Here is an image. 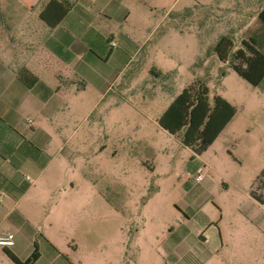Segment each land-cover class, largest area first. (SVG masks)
<instances>
[{"label":"rangeland","instance_id":"obj_1","mask_svg":"<svg viewBox=\"0 0 264 264\" xmlns=\"http://www.w3.org/2000/svg\"><path fill=\"white\" fill-rule=\"evenodd\" d=\"M120 1L128 17L101 15L95 28L114 36L132 60L120 72L94 46L104 61L95 59L90 79L85 64L70 69L42 55V23L23 2L0 0V74L27 68L48 87H61L51 99L17 81H0V105L6 103L0 118L14 124L26 139L22 150L33 156L31 188L17 204L10 200L15 214L39 235L56 236L68 264H202L196 255L204 215L236 236L216 264H264V237L255 251L237 240L247 235L240 221L246 195L264 184V94L216 53L223 37L242 46L244 23L264 0ZM28 25L33 56L21 58L20 47L10 60V44L25 41ZM194 82L209 89L211 102L227 95L240 122L234 135L225 133L200 156L183 144L182 132L171 135L158 123ZM199 172L208 191L193 186ZM173 249L183 255L179 262Z\"/></svg>","mask_w":264,"mask_h":264},{"label":"crops","instance_id":"obj_2","mask_svg":"<svg viewBox=\"0 0 264 264\" xmlns=\"http://www.w3.org/2000/svg\"><path fill=\"white\" fill-rule=\"evenodd\" d=\"M19 1L24 3V6L30 11V15L38 17L42 23L39 24L41 31L38 33V35H40L39 39L41 40L40 46L43 50L42 55L51 57L57 61L59 66L67 65L71 67L70 69L74 68L76 70L78 66L85 64L83 70H85L90 79H93L95 75L91 74V69L95 67L97 61H104V59L98 58L95 52L93 53L92 48H94V46L103 52L106 60L105 62L120 68V72H123L131 62L132 57L117 45L114 36L105 37L95 28L94 18L100 17L101 15H104L109 21H112L115 16H118L120 19L124 18V20L128 17L127 15L129 12L120 0ZM36 6L38 8H36ZM106 6H110V10H104ZM35 8L38 10L36 13ZM263 9L264 6L261 7L256 14L252 15L251 20L249 19L244 23V37L241 39L242 46L235 48V46H237L236 41L229 38L233 44L232 51L236 52V50L243 49V42H251L254 40L256 50L264 54V23L259 19V14ZM55 10L60 11L56 12V14L60 13L64 16L62 21H58V19L54 17L53 14ZM42 14L45 15L46 19L50 21L54 27H50L48 23L41 19ZM38 23L40 22L38 21ZM22 33L24 34V42L15 39V41L10 44V60L14 58L17 59L20 54V51H18L20 47L22 50L21 58L24 59L25 57L26 59V57L33 56L34 54L31 52V50H33L30 44L31 42H28L30 39L35 38L32 37L31 34L32 28L28 25L27 28H24ZM111 42H114L116 46L112 47ZM232 51L231 54L235 53ZM92 53L93 56H91V58L90 55H92ZM10 64L13 65L12 62H10ZM222 64L230 67L229 61L222 62ZM24 70H27L35 76L44 87L51 91L48 98L53 99L58 95L61 87L52 89L43 82L42 77H39L36 73L27 68L21 70V72ZM21 72H15L12 68L8 74H0V81H5L6 79L17 81L24 89L32 92L33 90L27 89L20 82ZM60 74L61 73H57L55 75L60 77ZM101 81L100 88L106 84L107 78H103ZM190 85L191 84L185 86L183 90ZM254 88L259 89L261 93L264 94V79L259 87ZM2 91L3 89L0 90V98L4 95ZM182 91L176 95V97H178ZM37 93L44 95L43 91ZM176 97L173 98L172 102ZM222 98L233 105L227 95H223ZM5 104L6 103L2 102L0 109L3 108ZM7 109L8 108H6V110ZM238 117L239 114L236 109V115L216 141L225 133L235 134V131L240 126ZM25 140V137H23L21 133H18L13 123L9 121L6 122L0 118V235L8 232H12L15 235V244L13 247H0V264H16L11 259L10 255L16 257L21 263H26L36 250H38L40 256L33 264H68L65 255L59 250L56 244V236H48L45 233L39 235V232L34 230L23 215L15 214V205L31 188L27 181L30 180L29 170L32 168L33 156L30 154L29 149L22 150L23 141ZM199 173H197V175ZM27 177H29V179H27ZM205 179L204 177L200 183H196L194 180L193 186L200 187L204 192L208 191L210 184L206 183L202 185ZM223 186H226L225 183ZM253 194H255V196ZM246 199L245 204L247 206V211L241 214L240 221L242 224L245 223L243 225L244 230L248 229L247 235L237 236V240L242 238L245 242L249 243V250L255 251L258 248V242L261 241L260 239L264 236L252 235L250 228L259 230L264 235V184L262 186H257V183L254 184L249 195H246ZM10 200H13L16 204L12 205ZM203 219L199 231L200 235L198 236L201 239L202 250L200 253H197L196 256L202 260V264H216V262H219V252L223 249H231L232 243L236 240V236H231L221 228H216L209 215H204ZM222 220L223 217H221V221ZM172 253L173 258L179 262L183 255L180 256L175 253V249L172 250Z\"/></svg>","mask_w":264,"mask_h":264},{"label":"trees","instance_id":"obj_3","mask_svg":"<svg viewBox=\"0 0 264 264\" xmlns=\"http://www.w3.org/2000/svg\"><path fill=\"white\" fill-rule=\"evenodd\" d=\"M56 12L60 11L55 10L54 17L62 21L64 16ZM41 19L50 27H54L44 14ZM259 19L264 23V9L259 14ZM254 45V40L243 42V49L231 54L232 41L223 37L216 46V53L220 61H229L231 69L250 85L259 87L264 79V54L256 50ZM20 82L29 90L43 91L48 96L51 94V91L27 70L21 72ZM235 115L236 108L232 104L220 96H215L211 102L209 89L201 82H194L175 98L159 119V125L174 136L182 132L183 144L195 155L200 156L216 141ZM261 177H264V171ZM39 256L36 250L26 263H21L10 255L16 264H33Z\"/></svg>","mask_w":264,"mask_h":264},{"label":"built area","instance_id":"obj_4","mask_svg":"<svg viewBox=\"0 0 264 264\" xmlns=\"http://www.w3.org/2000/svg\"><path fill=\"white\" fill-rule=\"evenodd\" d=\"M112 47H115L116 44L111 42ZM204 176L202 173H199L195 178L196 183H200L203 180ZM29 179V177H27ZM15 244V235L12 232L0 235V247L2 248H11Z\"/></svg>","mask_w":264,"mask_h":264}]
</instances>
